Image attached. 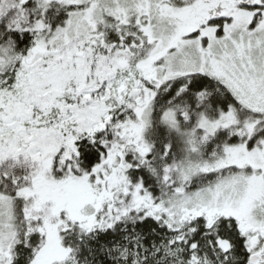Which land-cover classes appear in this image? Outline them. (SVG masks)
I'll list each match as a JSON object with an SVG mask.
<instances>
[{
	"label": "snow or ice",
	"instance_id": "obj_1",
	"mask_svg": "<svg viewBox=\"0 0 264 264\" xmlns=\"http://www.w3.org/2000/svg\"><path fill=\"white\" fill-rule=\"evenodd\" d=\"M0 264H264V0H0Z\"/></svg>",
	"mask_w": 264,
	"mask_h": 264
}]
</instances>
